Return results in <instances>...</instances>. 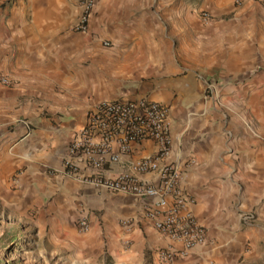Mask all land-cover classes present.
<instances>
[{
	"label": "crops",
	"instance_id": "1",
	"mask_svg": "<svg viewBox=\"0 0 264 264\" xmlns=\"http://www.w3.org/2000/svg\"><path fill=\"white\" fill-rule=\"evenodd\" d=\"M77 2L0 0V72L14 84L0 94L15 88L34 95L49 115L15 144L17 133H6L0 155L26 163L21 177L28 187L57 192L48 214L57 256L87 264L106 247V258L134 264L147 248L165 264L158 258L165 241L139 201L62 171L70 140L98 101L147 95L168 109L171 144L159 165L178 170L179 186L206 229V243L171 264H264V5L203 0L200 12L213 16L206 24L183 0H97L102 18L117 11L126 20L104 25L102 34H111L119 52L100 58L97 69L94 51H102L93 29L72 31L82 11L80 4L77 18ZM156 19L171 25L158 27ZM9 118L5 109L2 128ZM156 149L154 141L143 142L129 160L108 164L106 174ZM52 169L56 174L47 175ZM83 209L90 220L85 234L75 228Z\"/></svg>",
	"mask_w": 264,
	"mask_h": 264
},
{
	"label": "built area",
	"instance_id": "2",
	"mask_svg": "<svg viewBox=\"0 0 264 264\" xmlns=\"http://www.w3.org/2000/svg\"><path fill=\"white\" fill-rule=\"evenodd\" d=\"M8 3L11 0H2ZM244 0H235L237 4ZM264 5V0H258ZM93 0H81L82 11L75 30L89 31ZM209 24L212 14L200 12ZM4 84H9L3 78ZM157 144L153 156L131 161L127 169L115 176L106 174L107 165L129 160V156L146 141ZM171 144L168 109L156 100L114 98L98 101L86 114L84 125L74 133L63 158L62 171L95 189L119 193L139 201L145 217L165 241L158 253L162 263L171 264L206 243V229L194 215L193 199L179 186L180 174L171 164L159 165L168 155ZM157 172L156 177L150 174ZM246 221L252 215L245 216ZM129 227L128 222H124ZM75 228L85 234L90 220L83 209L75 219Z\"/></svg>",
	"mask_w": 264,
	"mask_h": 264
},
{
	"label": "rangeland",
	"instance_id": "3",
	"mask_svg": "<svg viewBox=\"0 0 264 264\" xmlns=\"http://www.w3.org/2000/svg\"><path fill=\"white\" fill-rule=\"evenodd\" d=\"M202 1L183 0V4L189 8L191 13L197 14L200 18ZM93 2L89 26H91V31L92 29L94 31L92 33L94 43L102 51V53L94 51L93 55V67L99 69L100 58L105 55L109 59L117 58L119 52L111 34H102L104 25L107 26L106 23H108L109 27H107L112 28L113 25L117 26L126 20L121 19L117 11L109 14L107 18H102L97 10V0H93ZM80 4L81 0H78L77 18ZM0 8H3V4L0 5ZM156 21L158 27L161 28L171 25L170 20L156 19ZM72 31H76L75 26L72 27ZM5 74L0 72V91L12 90L14 85L12 81L9 84L2 82L3 78L8 76ZM113 98L115 97H108V99ZM43 102V99L27 93H20L15 88L13 94L9 96L0 94V116L4 115L5 109L11 115L4 128H2L4 124H0V153L6 144L4 142L6 133H17L11 142L15 144L28 133H34L38 130L42 118H49ZM26 168V163L22 161L11 162L0 155V264H72L66 263L63 257H58V249H54L52 242H50L49 205L54 204L57 192L51 189L48 192H43L39 190V187H28L23 180L24 178L21 177ZM45 172L47 175L56 174L53 169ZM94 217L97 218L98 225L101 227L99 216L94 215ZM139 254L140 259L134 264H160L153 257V250L144 248ZM106 256L107 248L103 247L101 254L98 253L97 256L95 254L92 262L88 261L87 264H114L115 262L117 264L119 262L117 259L106 258Z\"/></svg>",
	"mask_w": 264,
	"mask_h": 264
}]
</instances>
